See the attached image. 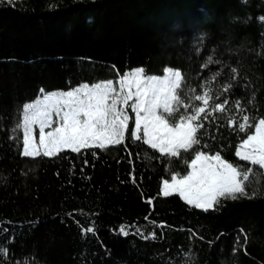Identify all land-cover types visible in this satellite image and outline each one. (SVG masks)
Wrapping results in <instances>:
<instances>
[{"label":"trees","instance_id":"obj_1","mask_svg":"<svg viewBox=\"0 0 264 264\" xmlns=\"http://www.w3.org/2000/svg\"><path fill=\"white\" fill-rule=\"evenodd\" d=\"M259 17L264 0L0 4V246L9 250L0 264H185L189 254L192 264H264V177L248 189L258 191L255 198L222 200L204 212L161 192L172 173H187L184 160L192 153L169 160L126 138L106 149L32 159L20 155L19 141L11 138L18 110L41 88L115 80L117 70L141 66L149 74L180 68L192 87L218 71L213 87L227 83L236 68L234 88L220 101L229 100L237 120L243 113H236V100L264 117ZM210 54L220 63L204 67ZM216 116L200 134L209 145L204 150L248 167L234 155L243 134L228 126L229 114ZM122 225L128 235L120 233ZM89 227L95 232H86ZM152 233L154 239L144 238ZM244 234L247 254L240 248Z\"/></svg>","mask_w":264,"mask_h":264},{"label":"snow or ice","instance_id":"obj_2","mask_svg":"<svg viewBox=\"0 0 264 264\" xmlns=\"http://www.w3.org/2000/svg\"><path fill=\"white\" fill-rule=\"evenodd\" d=\"M4 3L11 6L15 0H0V4ZM258 20L264 25V17ZM203 39L201 35V45ZM219 63L210 54L203 66ZM230 71L229 82L217 87L213 84L221 76L219 71L192 87L180 68L165 66L161 74H149L141 66L123 74L117 70L115 80L85 82L68 90L51 92L41 88L35 100L24 103L18 110L12 128L16 135L11 138L19 141L20 155L32 159L55 158L65 150L80 153L82 149H106L123 144L126 138L142 141L169 160L192 153L191 160H184L188 169L185 175L172 173L170 181H163L164 197L178 194L188 205L204 212L216 210L222 200L253 199L258 191L253 189L250 193L248 189L259 183L258 176L264 177V117L253 115L236 100V113H243L237 120V115L230 113L229 100L220 101L234 88L232 81L237 79L238 70ZM254 99L253 95L248 103ZM218 113L229 114L228 126L243 134L234 155L248 167L229 162L219 151L212 154L204 150L209 145L202 144L200 134L206 122L216 119ZM130 120L134 124L131 128ZM119 231L129 234L123 225ZM86 232H95V228L89 227ZM144 238L154 239L155 233ZM247 240L244 234L240 248L245 254ZM239 243L237 236L233 253L238 251L235 245ZM8 254L9 250L0 246V257L6 258ZM185 264H192L190 254Z\"/></svg>","mask_w":264,"mask_h":264},{"label":"rangeland","instance_id":"obj_3","mask_svg":"<svg viewBox=\"0 0 264 264\" xmlns=\"http://www.w3.org/2000/svg\"><path fill=\"white\" fill-rule=\"evenodd\" d=\"M135 68H137V67H135ZM135 68H133V69H135ZM85 83V82H84ZM87 83V82H86ZM89 84H92V83H89ZM74 88V87H73ZM58 90H68V89H58ZM55 91V90H54ZM33 101V100H32ZM129 115H130V117H132V115H134V114H132L131 112H129ZM134 126V124H132V127ZM37 138H38V133H37ZM225 159V158H224ZM230 162V161H229ZM170 179L171 178H169V179H164V180H169L170 181ZM162 189V188H161Z\"/></svg>","mask_w":264,"mask_h":264}]
</instances>
